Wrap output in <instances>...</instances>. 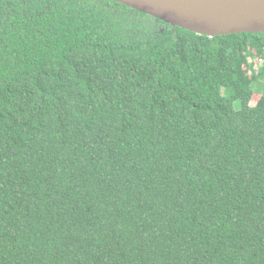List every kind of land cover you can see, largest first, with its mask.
Returning <instances> with one entry per match:
<instances>
[{
  "label": "trees",
  "instance_id": "1",
  "mask_svg": "<svg viewBox=\"0 0 264 264\" xmlns=\"http://www.w3.org/2000/svg\"><path fill=\"white\" fill-rule=\"evenodd\" d=\"M0 264H264V32L0 0Z\"/></svg>",
  "mask_w": 264,
  "mask_h": 264
},
{
  "label": "water",
  "instance_id": "2",
  "mask_svg": "<svg viewBox=\"0 0 264 264\" xmlns=\"http://www.w3.org/2000/svg\"><path fill=\"white\" fill-rule=\"evenodd\" d=\"M208 36L264 32V0H114Z\"/></svg>",
  "mask_w": 264,
  "mask_h": 264
},
{
  "label": "rangeland",
  "instance_id": "3",
  "mask_svg": "<svg viewBox=\"0 0 264 264\" xmlns=\"http://www.w3.org/2000/svg\"><path fill=\"white\" fill-rule=\"evenodd\" d=\"M256 95H259V93H256ZM255 98H256V96L252 99V104L253 105L257 102L259 96L257 97V99H255Z\"/></svg>",
  "mask_w": 264,
  "mask_h": 264
},
{
  "label": "built area",
  "instance_id": "4",
  "mask_svg": "<svg viewBox=\"0 0 264 264\" xmlns=\"http://www.w3.org/2000/svg\"><path fill=\"white\" fill-rule=\"evenodd\" d=\"M263 62V61H262Z\"/></svg>",
  "mask_w": 264,
  "mask_h": 264
}]
</instances>
